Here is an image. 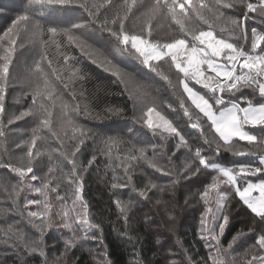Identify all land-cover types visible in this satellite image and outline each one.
<instances>
[{"label": "snow or ice", "instance_id": "1", "mask_svg": "<svg viewBox=\"0 0 264 264\" xmlns=\"http://www.w3.org/2000/svg\"><path fill=\"white\" fill-rule=\"evenodd\" d=\"M238 6L239 15H226L224 9H235ZM74 7L83 9L88 13L89 18L78 19L67 27L45 22L52 21L55 13ZM101 7L105 8L103 19L100 15ZM134 7L140 13L139 16L133 12ZM250 13H258L264 17V0H123V3L120 0H104L103 5L89 3L88 0H27L26 6L11 20L10 27L4 31L3 37L6 39H0V114L5 110L4 101L12 78L13 57L17 48L23 44V38H27V41L35 46L38 57V59L34 58L32 66L26 69L31 104L19 115L11 116L7 123L11 125L25 116H31L35 127L32 129L30 140L23 141L27 151L19 157L18 163H14L11 159L8 161L0 159V168L10 170L19 178L18 183L12 186L15 194L12 208H0V215L15 209L21 218L26 219L27 223L39 232V238L27 237L23 231H15L13 226L9 225L5 236H10L13 240V247L18 248L23 245L24 249L30 252H39L45 257L44 264H49L44 251L43 238L53 226L63 227L71 232V236L63 238L64 250L60 256L51 260V264H70L68 256L73 248L87 240L100 239L102 242V236L96 235L97 232L102 233V226L98 222H93L89 206L83 199L81 173L97 161L98 154L110 158L113 148L129 143L119 135L102 136L94 133L73 119V116L81 111L75 90L70 89L73 103L69 105L49 79L51 75H55L57 80H62L60 72L63 70L71 72L68 77L71 83L80 72L78 68H69L71 58L68 55H63V69L54 67V62L48 55L50 46L54 45L59 50L67 41V46L80 48L93 63L108 66L107 70L112 71L113 75L124 84L125 92L133 101L134 114L136 111L141 113L138 122L142 121L153 136L159 135L163 141H167L169 136H174L178 138L175 147L188 150L190 155L177 175H182L184 178L197 175L211 176V181L197 190L204 209L200 214L198 235L205 241V247L209 252L207 257H202L199 261H193L189 256L187 258L189 264H264V135L258 136L249 130L256 127L264 129V30L252 27L249 34L247 19ZM130 16L140 21L139 31L131 35L125 27V21L129 20ZM153 20L157 23L162 20L174 22L178 26V34L169 43L161 45L158 41L154 42L151 39ZM90 25L98 28L101 33L106 31L109 34L115 41L116 53L120 55L127 53L151 72L162 76L169 86L182 89L179 107L188 118L190 126L200 130L203 144L207 145V148L197 146L193 151L178 126L157 110L155 99L149 101L146 94L137 96L129 88V83L135 79L134 77L123 72L107 56L86 45L85 34L79 30L87 29ZM205 25L207 30L204 29ZM17 38H21L20 44L17 43ZM156 61H164L169 71L174 68L176 84L158 69L153 63ZM193 83L200 85L206 91L195 90L191 86ZM64 87L68 88V84ZM245 89L248 90V94H245ZM183 95L187 96L197 110L194 122L193 114L185 105ZM257 95L259 100L254 102L253 98ZM83 98L84 94L81 90L80 99ZM56 103L61 105V131L67 136V129H71V136L68 138L73 143H66L64 136L53 132L52 134L56 135L60 142V147L45 149L49 154L50 166L43 176H38L34 171L33 161L43 153L41 147L37 146V140L42 144L47 143L48 137L44 133L45 130L52 132V108ZM164 103L175 111L171 103L167 101ZM84 111L87 113V105ZM123 112V108L106 107L104 114L97 113L95 118H110L119 116ZM202 119L203 123H201ZM128 131L131 133L133 130L128 129ZM208 133H211L212 139H209ZM6 135L3 121L0 120V139L6 138ZM87 138H92L93 143L99 140V146L87 160L86 165L78 166L77 154L80 153L81 146L85 144ZM237 140L247 142L248 147H241ZM16 147L20 148L21 144L18 143ZM159 147L162 148L163 145ZM149 148L152 149L151 157L148 155ZM157 150L158 145L154 143L148 144L142 140L132 143L127 148V155L116 157L124 162V179L118 180L114 175L111 187L124 189L131 185L132 191L145 199L149 198L148 192L152 189L164 192L165 186L159 185L150 178L143 187L134 184L133 165L128 163L143 160L150 168L171 176L172 169L157 162ZM222 151L233 155L258 154V163L223 165L212 158L219 156ZM51 152H57L67 161L71 166L67 172L64 171L62 162L51 165ZM172 155L174 156L175 153ZM168 159L171 160V157ZM54 169H60L62 175L59 179L53 175L52 178L57 182L50 187L51 180L48 174L53 173ZM212 172L216 175H211ZM251 176H256L258 182L249 179ZM37 180L40 181L39 187L29 184V181ZM62 180L67 181L63 185V190ZM172 183L174 184L175 180ZM25 187L34 188L43 199L25 198L22 204L18 203L21 191ZM49 192L54 193L55 200L62 204H67L70 198L72 208L62 210V215L59 212L54 213L53 204L49 201ZM69 192L71 197L68 195ZM254 192L258 195H254ZM232 196L237 197V203L254 214L252 217L254 221L259 218L257 222L260 227L254 229L257 233L254 236V243L243 252L242 260L233 255L235 251L233 245L243 233L233 236L227 248L220 240L230 220L228 206ZM114 203L127 226L131 219L129 213L135 206L133 199L122 200L117 197ZM162 203L160 199L155 201L156 205ZM77 204H79L78 208ZM32 205L42 210H29V206ZM163 206L167 211V205ZM56 216L61 217L59 221L55 220ZM144 219L149 225L154 222L149 214H145ZM168 219L173 220L170 213ZM171 230L169 226V231ZM81 232L83 235H80ZM123 235H128L127 228ZM135 264H142V261L137 259ZM172 264L176 262L172 261Z\"/></svg>", "mask_w": 264, "mask_h": 264}, {"label": "trees", "instance_id": "2", "mask_svg": "<svg viewBox=\"0 0 264 264\" xmlns=\"http://www.w3.org/2000/svg\"><path fill=\"white\" fill-rule=\"evenodd\" d=\"M88 2L100 5L104 4V0H88ZM120 2L123 3V0H120ZM26 3L27 0H0V39H6V37H3L4 31L10 27L11 20L21 12ZM224 11L226 15H239L240 7L224 9ZM133 12L136 13V16L140 15L135 7L133 8ZM104 14L105 8L101 7V19H103ZM108 15H111V13H108ZM84 18H89L88 13L81 8L74 7L67 11L55 13L52 21L46 20L45 22L54 23L59 27H67L70 23ZM139 24L140 21L135 20L132 16H130L129 20L125 21V27L130 35L139 31ZM152 24L151 39L154 42L158 41L161 45L171 42L172 38L178 34V26L174 22L162 20L157 23L156 20H153ZM247 27L249 34L252 27L264 30V17L258 13H250L247 19ZM204 29L207 30L206 25ZM79 31L84 32L86 45L90 46L91 49L107 56L114 64L121 65V70L128 71L134 78H137L136 75L139 73L141 76L155 82L163 94L166 96L170 95L173 98L172 105L175 108V111L171 109L170 113L180 119L178 109H180L179 100L181 95H179L177 88L169 86L162 76L151 72L127 53L124 55L116 53L114 51L116 47L115 41L106 31L101 33L98 28L91 25L87 29ZM23 39V44L17 48L13 57L12 78L4 101L5 110L0 114V120L3 121H6L8 118L9 110L17 109L19 115L20 112L25 111L31 104L26 69L32 66L33 59H38V57L36 56L35 46L29 43L27 38ZM17 43H21V38H17ZM64 54L71 58L69 68H78L80 72L77 73L75 80L71 83L68 80L71 72L63 70L60 72L62 80H57L55 75H51L49 79L54 84L57 92L62 94L63 100L69 105L73 103L70 89L75 90L77 102L81 105V111L76 113L73 119L85 128L91 129L94 133H99L102 136L119 135L129 142L128 144H121L118 148H113L110 158L98 154L97 161L81 173L83 177V199L89 206L93 222H98L102 226V233H96L98 237L102 236V242L100 239L87 240L76 248H73L68 256L70 264H97L98 261L99 264H135L137 259L141 260L142 264H172V261H175L176 264H189L187 259L189 256L192 257L193 261H199L202 257H207L209 249L205 247V241L198 235L200 214L204 209L202 201L199 200L197 190L202 189L204 184L209 183L211 176L197 175L191 178H184L182 175H177L190 155L186 148L181 147L177 149L175 147L178 138L169 136L167 141H163L159 135L153 136L152 132L142 121L138 122L141 113L136 111L134 114L133 101L129 99L128 93L125 92L124 84L113 75L112 71L107 70V65L101 66L100 63H93L88 55L81 52L80 48L67 46V41L64 42V47L59 50L54 45L48 49V55L54 62L53 66L60 69L64 68ZM153 63L157 65L159 70L162 69L165 75H168L172 79L173 71H169L168 66L165 69L163 68L164 61ZM45 67H47L46 64ZM13 76H18L21 80L13 83ZM65 84H68V88L64 87ZM173 84H175L174 81ZM191 86L198 91H206L200 85L193 83ZM13 88L15 89L14 91ZM146 88L153 94L151 86H146ZM81 90L84 94L83 99H80ZM244 91L245 94H248L247 89ZM14 93H18L20 101L11 100V96ZM145 93L147 95V92ZM147 96L153 97L152 95ZM183 99L185 105L193 114L194 122L197 110L186 95H183ZM253 99L254 102L259 100L258 95ZM85 105H87V113L84 111ZM106 107L123 108L124 112L119 116H111L110 118H95L97 113L103 115ZM162 108L161 112L165 114L164 106ZM166 108L168 109L167 106ZM181 118L185 120L188 127L186 132H181L188 139L193 151L197 146L207 148V145L203 144L200 130L192 128L187 117L181 116ZM61 121V105L56 103L52 108V132L45 130L44 133L48 137L47 143L42 144L40 140H37V146L41 147L43 153L33 161L34 171L38 176H43L50 166L49 154L45 149L50 150L60 147V142L57 136L52 134L53 132L59 136H64L66 143H73L68 138L71 136V129H67V136H65V132L61 131L60 128ZM173 123L180 129L179 125L175 122ZM201 123H203V119ZM16 125L18 132L15 135L17 136L12 133L13 129H9L6 131V138L0 139V159L5 161L11 159L14 163H18L19 160L16 153H26L27 146L23 144V141L30 140L35 122L31 116H25L20 120L14 121L11 127ZM22 127L24 129H21ZM128 129H132L133 131L129 133ZM249 130L258 136L264 135V129L260 127L250 128ZM11 134L12 138L9 137ZM208 136L209 139H212L211 133H208ZM138 140H142L148 144H157V162L164 165L169 162V167L173 173L171 176H168L157 172L155 169L150 168L143 160L128 162L133 165L134 184L143 187L147 183V180L151 178L159 185L165 186L166 190L162 193L156 189L150 190L148 192V199L139 197L136 192L132 191L131 185L124 189H113L111 187L114 182V175L118 180L124 179V162L116 157L127 155V148ZM18 143L21 144L20 148L16 147ZM237 143L241 147H248L245 141L237 140ZM160 145H163V147L160 148ZM98 146L99 140L93 143L92 138H87L85 144L81 146L80 153L77 154L78 166L86 165L87 160L91 158V155L96 151ZM33 151L35 152V149ZM172 153H175V155L173 156ZM148 155L150 157L152 155L151 148L148 149ZM51 156V165L54 166L57 162H62L65 172L70 169L71 166L57 152H51ZM168 157H171V160ZM212 158L223 165L239 166L240 164H257L259 157L258 154L233 155L222 151L219 156H213ZM146 173L149 175H146ZM53 175L59 179L62 173L60 169H54L53 173L48 174V178L51 180L50 187L57 182L56 179L52 178ZM211 175H216V173L212 172ZM249 179L253 182H258L256 176H251ZM18 180L19 178L16 174L11 173L8 169L0 168V208H12V200L15 198L12 186L17 184ZM173 180H175L174 184L172 183ZM66 183L67 181H61L62 190L63 185ZM29 184L39 187L40 181H29ZM221 187L223 188V185ZM68 195L71 197L70 192ZM117 197L122 200L133 199L134 201L135 206L129 213L131 219L127 226L120 217L114 203ZM25 198L43 199L39 193L35 192L34 188L28 187H25L21 191L18 203L22 204ZM157 199L163 202L162 205L155 204ZM237 200L238 198L234 196L230 199L228 206L230 220L220 240L223 246L227 248L233 236L237 233H243L233 245L235 249L233 255L242 260L243 252L254 243V236L257 234L254 229H258L260 225L257 222L259 218L254 221L252 219L254 214H251L244 206L238 204ZM49 201L52 204L59 202V206L62 204L60 201L55 200V194L52 192H49ZM164 204L167 205V211H165ZM65 205L70 209L72 208L70 198ZM76 207L78 208L79 204ZM29 210L40 211L42 208L32 205L29 206ZM168 213L171 214L173 220L169 221ZM145 214L152 216L154 222L150 225L145 223ZM9 225L13 226L15 231H23L27 237L33 239L39 238V232L28 224L26 219L21 218L15 209L0 215V264H44L45 257L41 256L39 252H30L24 249L23 245H20L18 248L13 247V240L10 236H5V231ZM169 226L172 228L171 231H169ZM125 228H127V236L123 235ZM65 231L68 235L71 234L68 230ZM63 238L69 237L57 228L52 227L46 232L43 244L49 264H51V260L54 257L60 256L63 252Z\"/></svg>", "mask_w": 264, "mask_h": 264}, {"label": "rangeland", "instance_id": "3", "mask_svg": "<svg viewBox=\"0 0 264 264\" xmlns=\"http://www.w3.org/2000/svg\"><path fill=\"white\" fill-rule=\"evenodd\" d=\"M117 65V64H116ZM119 68L121 67V65H117ZM166 66H168L167 64H163V68L165 69L166 68ZM121 69V68H120ZM161 71H162V69H161ZM172 71H173V77H172V80L174 81V83L176 84V81H177V79H176V75H175V70H174V68L172 69ZM123 72H126V73H128V74H130L131 75V73H129L128 71H124L123 70ZM132 76V75H131ZM133 77V76H132ZM136 77L137 78H135L131 83H129V87L130 88H132V90H133V92H134V94L135 95H137V96H144L146 93L145 92H147V95H152L153 97H149V96H147V98L149 99V101H151L152 99H155V101H156V107H158V111H160L161 112V110L163 109L162 108V106H164V111H165V114L164 113H162L163 115H165L167 118H169V119H171L173 122H175L177 125H179V127H180V129H181V131H183V132H186L187 131V125H186V122H185V120H183L182 118H181V116H184V114H183V112H182V110L181 109H178V113H179V115H180V119H178L176 116H174L173 114H171L170 113V111H171V109L170 108H166V106H167V104L166 103H164V101H167L168 103H171L172 104V101H173V98L170 96V95H165V94H163V92H161L160 91V88L157 86V84L155 83V82H153V81H150L149 79H147V78H145L144 76H141L139 73H137V75H136ZM13 78H14V82L13 83H16V82H18V80H21V79H19L18 78V76H13ZM28 80V79H27ZM29 81V80H28ZM146 86H151V88H152V90H153V94L149 91V90H147V88H146ZM15 89L13 88V91H14ZM177 90H178V93H179V95H182V89H180V88H178L177 87ZM196 90V89H195ZM198 91V90H197ZM158 97H157V96ZM11 100H16V101H20L19 99H18V93H14L12 96H11ZM157 100H158V102H157ZM197 113V112H196ZM13 115H18V110L17 109H12V110H9L8 111V118L6 119V121H3V125H6V127H4L5 128V131H8L9 129H13L14 131L12 132V133H14V135L18 132L17 131V125L16 126H12L11 127V125H8V123H7V121H8V119L11 117V116H13ZM16 124V123H15ZM188 125H189V123H188ZM21 129H24L23 127L21 128ZM10 134V133H9ZM15 136H17V135H15ZM10 138H12L13 136H12V134H11V136H9ZM22 154H24V152H22L21 154H18V153H16V156L17 157H20ZM19 159V158H18ZM147 164V163H146ZM166 166H168L169 167V162L168 163H166ZM147 172V171H146ZM146 175H149L148 173H146ZM151 179V178H150ZM254 195H258V193H253ZM70 208H68V207H66V205L65 204H61L60 206H59V202L58 203H54L53 204V209H52V211L54 212V213H57V212H59V213H61V215H62V210H69ZM60 216H56L55 217V220L56 221H59L60 220ZM54 228H57L58 230H60L61 232H63V233H65L68 237H70L71 236V234L70 235H68L67 233H66V231L65 230H68V229H65V228H63V227H58V226H53ZM69 231V230H68ZM70 232V231H69ZM71 233V232H70ZM82 234V232L80 233V235ZM98 243V242H97ZM96 243V244H97Z\"/></svg>", "mask_w": 264, "mask_h": 264}]
</instances>
